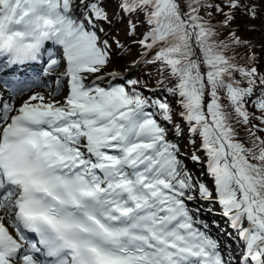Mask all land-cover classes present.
I'll list each match as a JSON object with an SVG mask.
<instances>
[{
	"label": "snow or ice",
	"instance_id": "obj_1",
	"mask_svg": "<svg viewBox=\"0 0 264 264\" xmlns=\"http://www.w3.org/2000/svg\"><path fill=\"white\" fill-rule=\"evenodd\" d=\"M261 10L0 0V264H264V64L232 28ZM117 14L129 38L145 26L141 53L106 71L123 50L106 30ZM141 63L157 86L132 75ZM197 133L198 174L179 143ZM204 214L226 219L235 248Z\"/></svg>",
	"mask_w": 264,
	"mask_h": 264
},
{
	"label": "rangeland",
	"instance_id": "obj_2",
	"mask_svg": "<svg viewBox=\"0 0 264 264\" xmlns=\"http://www.w3.org/2000/svg\"><path fill=\"white\" fill-rule=\"evenodd\" d=\"M255 3L258 5L259 8L264 9V4L260 3V0H255ZM113 8H110L109 6V11L110 13L113 11ZM221 17L219 18V20ZM117 20V16H116ZM218 21V20H216ZM117 25V24H116ZM116 28H119L118 25ZM124 28V27H123ZM233 29H239L237 35L242 37L243 39L251 42V44L254 46L253 50L257 53L259 56V60L262 64H264V10H261L258 13V17L256 19H252L248 15L244 14H237V18L235 22L232 24ZM139 28H137L138 30ZM107 31L110 32V35L112 34V26L108 27L106 29ZM137 34H140L138 32ZM132 36L131 38L125 37V32L120 31L116 33V39L120 41V44L123 45V50L117 49L115 46H113V61L111 65H109L108 69L106 71H111L112 69H116L118 71H124L125 69H128L132 62L134 60H137L140 57L141 53V48L138 43H136L140 37ZM139 45V46H138ZM140 50V51H139ZM239 55L243 56L246 55L249 52V49L247 48H238L236 50ZM120 57V58H119ZM123 57V58H122ZM118 59V60H117ZM117 60V61H116ZM60 69H57V72H59ZM33 91H45L43 88H34ZM29 93L25 92L23 93L22 96L17 97V101L25 99ZM249 111H252L251 106H249ZM255 123V121H254ZM240 134L244 136V131L242 127L240 128ZM199 135V134H198ZM184 138H182L179 143H180V150H183L185 147L183 146L184 144ZM187 147L189 149V152H186L187 154H183L182 158L184 159L185 164L187 167L190 169L191 164V155L193 152L198 154L203 161H206V156L205 153L201 150V138L196 140L195 143H188ZM196 166V170L194 171L195 173H199L204 170V164H193ZM209 184H211V181H207ZM214 205V204H213ZM212 205V206H213Z\"/></svg>",
	"mask_w": 264,
	"mask_h": 264
},
{
	"label": "trees",
	"instance_id": "obj_3",
	"mask_svg": "<svg viewBox=\"0 0 264 264\" xmlns=\"http://www.w3.org/2000/svg\"><path fill=\"white\" fill-rule=\"evenodd\" d=\"M110 8L114 9V5H110ZM219 18H220L219 16L215 17V19L213 20V23H215L216 20H219ZM137 23L139 24V21H137ZM116 24L118 25L119 28H116V26H117ZM111 26H112V30H113V32L111 34L112 37H116V33H118L119 30L123 31V33L125 32V37H129L127 35V31H128L127 21H120V18H119L118 14H117V20H116V17H115V20H114V22H113V24ZM138 28L139 29L136 31V35H137L136 37H140V34L145 31V26L142 25V24ZM221 31H223V30H221ZM138 32H140V34H137ZM150 55H149V58H150ZM165 75H167V74H165ZM134 76L135 77H139L143 81H146L149 87L157 86V80L159 79V77L156 74V66L153 65L151 67H148V66H145L143 63H141L139 65L138 69L136 70V72H134ZM240 128H238L239 134H240ZM198 134L199 133H197L195 135L196 138L194 140L199 138ZM240 136L244 137L241 134H240Z\"/></svg>",
	"mask_w": 264,
	"mask_h": 264
},
{
	"label": "bare ground",
	"instance_id": "obj_4",
	"mask_svg": "<svg viewBox=\"0 0 264 264\" xmlns=\"http://www.w3.org/2000/svg\"><path fill=\"white\" fill-rule=\"evenodd\" d=\"M118 60V59H117ZM116 60V61H117ZM190 170H192L193 172L196 170V166L191 164V168ZM205 207H207V205H205ZM216 211H219L220 210V207L219 206H212ZM203 219L207 222H211V220L215 219L219 225H220V228L217 229L215 227H211L210 228V233L213 237H219L220 241H221V244L223 245L225 242L228 243L230 245V247L232 248H235V244H233L231 241H226V238H225V235L222 234V231L223 229L226 228L227 226V221L225 218H223L222 216H216V217H212L211 215H208V214H204L203 215ZM228 231H232L230 228L228 229ZM233 235H235V233L233 232Z\"/></svg>",
	"mask_w": 264,
	"mask_h": 264
}]
</instances>
